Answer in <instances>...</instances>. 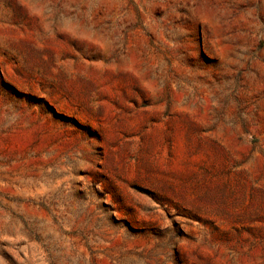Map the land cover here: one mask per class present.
<instances>
[{"label":"rangeland","instance_id":"374dc122","mask_svg":"<svg viewBox=\"0 0 264 264\" xmlns=\"http://www.w3.org/2000/svg\"><path fill=\"white\" fill-rule=\"evenodd\" d=\"M0 264H264V0H0Z\"/></svg>","mask_w":264,"mask_h":264}]
</instances>
